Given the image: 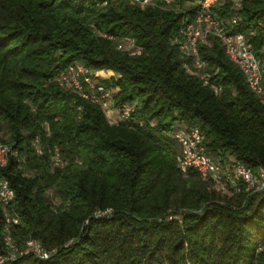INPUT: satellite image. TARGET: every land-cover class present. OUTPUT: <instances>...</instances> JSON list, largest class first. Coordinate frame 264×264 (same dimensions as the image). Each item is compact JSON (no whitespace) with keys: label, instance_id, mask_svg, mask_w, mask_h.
<instances>
[{"label":"trees","instance_id":"obj_1","mask_svg":"<svg viewBox=\"0 0 264 264\" xmlns=\"http://www.w3.org/2000/svg\"><path fill=\"white\" fill-rule=\"evenodd\" d=\"M133 1L0 0V144L14 151L0 178L19 220L11 237L57 249L7 264H264V192L227 197L195 169L182 173L173 137L196 126L211 155L264 170V103L215 37L198 43L202 71L185 70L176 40L203 0ZM240 2L212 8L238 16L227 28L249 38L264 69V0ZM128 39L138 54L117 48ZM74 62L111 72L98 80L116 90L114 109L135 105L131 116L109 123L98 103L60 86L56 75ZM3 226L0 205V252Z\"/></svg>","mask_w":264,"mask_h":264},{"label":"built area","instance_id":"obj_2","mask_svg":"<svg viewBox=\"0 0 264 264\" xmlns=\"http://www.w3.org/2000/svg\"><path fill=\"white\" fill-rule=\"evenodd\" d=\"M241 0H232L234 10H238ZM140 7L152 4V0H134ZM217 0H203L200 10L190 22L179 30L176 42L185 58L183 64L189 73L202 71L206 63L200 59L198 54V43H204L208 37L212 36L219 40L227 57L238 67L249 90L264 103L263 85V63L256 56L253 45L249 38L243 33L231 32L227 27L238 21L237 15H232L230 19L220 18L213 10ZM132 41V40H130ZM121 49V45L117 46ZM264 51V45L262 46ZM129 54L133 52L128 51ZM200 78L205 84L208 83V75L200 73ZM99 76L85 66L83 63L74 62L60 71L56 77V82L64 87L73 90L78 96L98 103L105 113L114 110L112 98L116 90L107 88L98 80ZM215 92L219 88H213ZM135 105L125 103L120 108L115 109L118 114L117 121L128 119L134 112ZM116 121V122H117ZM173 137L179 144V151L175 157L176 164L182 173L188 169H195L201 180L209 182L216 188H226L229 193L237 194L241 191L245 193L264 192V170L261 167L252 170L244 163L232 157H222L221 155H211L204 146V136L196 126H189L177 129ZM14 151L9 145L0 144V167L4 166L9 155ZM58 154L54 155L53 163H61ZM15 198L14 190L9 185L6 178H0V205L4 214V245L0 252V264H7L18 256L32 254L39 259H47L57 251L56 248L47 249L35 238H25L16 242L11 237V227L19 223L18 217L11 214L9 206ZM111 209L98 212L97 215L108 214Z\"/></svg>","mask_w":264,"mask_h":264},{"label":"rangeland","instance_id":"obj_3","mask_svg":"<svg viewBox=\"0 0 264 264\" xmlns=\"http://www.w3.org/2000/svg\"><path fill=\"white\" fill-rule=\"evenodd\" d=\"M220 4H221V0H217V2H216V7H219L220 6ZM171 9H173V7H170ZM119 44L121 45V49H124V50H126V51H130V52H133V54H138L139 53V50H138V48L136 47V45L134 44V42L133 41H130V39H128V40H123V41H120L119 42ZM118 44V45H119ZM133 54H131V55H133ZM99 71H93V73L94 74H97ZM97 75H101L100 73H98ZM117 76V75H116ZM115 76V77H116ZM107 113H109V112H107ZM111 122L113 123V121L111 120ZM64 164V162L62 161L61 163H59L58 165H55V164H53V165H55V166H61V165H63ZM217 189V191L219 192V193H221V195H225V196H230V193H229V191L226 189V188H216ZM49 194L50 195H52V191L51 190H49ZM263 195H264V193H263ZM54 202L55 203H57L58 202V198H54ZM176 218H179V219H181V216L180 215H178V216H176Z\"/></svg>","mask_w":264,"mask_h":264},{"label":"crops","instance_id":"obj_4","mask_svg":"<svg viewBox=\"0 0 264 264\" xmlns=\"http://www.w3.org/2000/svg\"><path fill=\"white\" fill-rule=\"evenodd\" d=\"M98 73H100L101 75L99 76L100 78H108L111 74V72L107 71V70H100ZM97 73V74H98ZM107 120L109 121V123H112L111 120L113 121V123H116L117 119H118V114L117 111L114 109L112 111H110L109 113H105Z\"/></svg>","mask_w":264,"mask_h":264}]
</instances>
